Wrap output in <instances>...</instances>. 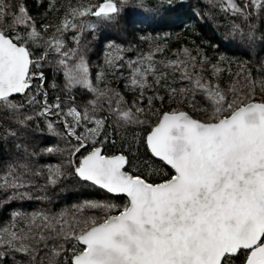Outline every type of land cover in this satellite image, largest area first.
Listing matches in <instances>:
<instances>
[{"label":"snow or ice","instance_id":"obj_1","mask_svg":"<svg viewBox=\"0 0 264 264\" xmlns=\"http://www.w3.org/2000/svg\"><path fill=\"white\" fill-rule=\"evenodd\" d=\"M201 4L199 19L223 31V44L264 45V0ZM38 7L39 21L28 0H0V213L72 180L109 198L11 211L0 218V264H264V60L233 73L223 55L213 62L184 46L165 57L166 37L140 35L146 49L109 42L94 71L88 35L121 16L159 24L182 5ZM165 101L177 106L162 110Z\"/></svg>","mask_w":264,"mask_h":264},{"label":"trees","instance_id":"obj_2","mask_svg":"<svg viewBox=\"0 0 264 264\" xmlns=\"http://www.w3.org/2000/svg\"><path fill=\"white\" fill-rule=\"evenodd\" d=\"M31 6V11L37 20H40V15L44 12V8L38 7L40 0H28ZM60 3L66 5L68 0H60ZM177 7L176 11L170 12L163 17V20L159 24H153L150 26L146 23H141L136 17L133 16H121L119 24L102 25L95 35H88L87 39L92 45V51L90 53L91 65L93 70H98L103 66V58L109 42H115L128 46L129 44H135L141 48L146 49V44H141L140 35H151L153 37H166L167 50L164 53L165 57H171L172 52L182 49L187 46L189 48L199 47L203 49L206 56L213 59L215 62L219 56L223 55L227 58L229 63L223 65L224 67H230L231 71L235 73L239 70V63H248L251 67L256 68L259 60H264V45L258 46L256 51H249L248 49H239L232 47L231 45H225L222 43L224 40L223 31H217L214 24L207 20L199 19V14L206 12V9L202 7L201 0H174ZM63 15V11L58 14L50 13L48 20L55 24L59 18ZM160 18L157 17V20ZM164 43L165 40L160 41ZM259 53V55H257ZM158 59L163 57H157ZM46 74L49 75L51 80H55L56 74L47 67L44 69ZM225 73V77H226ZM174 77L169 76V79ZM224 83L226 79L222 77ZM113 87L118 88L125 97L131 102L134 99L132 93L127 91L123 86V81H115ZM164 95V92H161ZM55 95V93H52ZM159 107V102H157ZM176 103L169 105L165 101L162 110H169L171 107H176ZM181 107L188 111L189 114L195 118H203V113L196 111L187 105H181ZM42 137H47L50 144L58 143L53 137L45 130ZM143 151V149H142ZM59 156L51 158L45 157L46 161L58 162ZM159 166V165H158ZM43 184V181H40ZM33 197L47 195L48 200L32 199L27 201H16L11 208L0 213V218L7 220L11 211L32 212L41 209H51L54 211L60 210L62 207L70 206L80 200L84 199H104L109 198L108 194L98 188H94L91 185L78 180L65 181L62 185L55 189L49 188L47 192L32 193ZM116 202L122 203L123 197L115 198Z\"/></svg>","mask_w":264,"mask_h":264},{"label":"rangeland","instance_id":"obj_3","mask_svg":"<svg viewBox=\"0 0 264 264\" xmlns=\"http://www.w3.org/2000/svg\"><path fill=\"white\" fill-rule=\"evenodd\" d=\"M53 138H54V137H53ZM54 140H55V141H58V139H57V138H54Z\"/></svg>","mask_w":264,"mask_h":264},{"label":"water","instance_id":"obj_4","mask_svg":"<svg viewBox=\"0 0 264 264\" xmlns=\"http://www.w3.org/2000/svg\"><path fill=\"white\" fill-rule=\"evenodd\" d=\"M122 197V196H121Z\"/></svg>","mask_w":264,"mask_h":264}]
</instances>
